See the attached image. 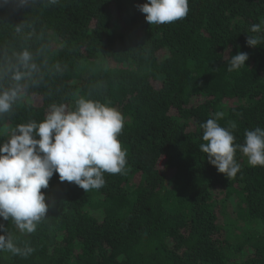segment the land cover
Returning a JSON list of instances; mask_svg holds the SVG:
<instances>
[{
	"label": "trees",
	"instance_id": "obj_1",
	"mask_svg": "<svg viewBox=\"0 0 264 264\" xmlns=\"http://www.w3.org/2000/svg\"><path fill=\"white\" fill-rule=\"evenodd\" d=\"M145 2L0 0V94L17 93L0 113V145L84 98L122 114L127 153L100 189L54 174L34 232L0 217L21 250H0V264H264V166L237 149L240 171L226 177L200 150L216 113L234 144L264 128V41L246 43L264 37V24L250 30L264 0H188L185 18L152 25ZM238 52L249 59L229 72Z\"/></svg>",
	"mask_w": 264,
	"mask_h": 264
},
{
	"label": "clouds",
	"instance_id": "obj_2",
	"mask_svg": "<svg viewBox=\"0 0 264 264\" xmlns=\"http://www.w3.org/2000/svg\"><path fill=\"white\" fill-rule=\"evenodd\" d=\"M137 7L150 25L182 20L189 11L188 0H146ZM262 24L252 25L251 32L259 33ZM262 41L264 37L253 35L247 36L246 43L256 47ZM248 59L247 53L238 52L231 57L228 71L239 70ZM29 60L25 51V66ZM14 79L18 81L22 75L17 73ZM16 94L15 90L0 94V113L10 109ZM76 103L75 111H67L63 105L52 106L43 121L18 126V134L13 133L0 145V217H11L21 231L34 232L46 213V196L41 190L48 188L54 174L61 182L74 183L87 192L104 186V173L118 174L126 166L127 153L117 138L124 127L122 114L114 107L84 98ZM222 116V112L216 113L201 125L206 143L200 150L207 154V162L226 177H235L240 171L234 159L239 149L252 167L264 166V128L246 131L244 144H234L232 132L218 123ZM4 249L21 252L10 237L6 240L0 235V250ZM32 251L27 249L28 253Z\"/></svg>",
	"mask_w": 264,
	"mask_h": 264
}]
</instances>
